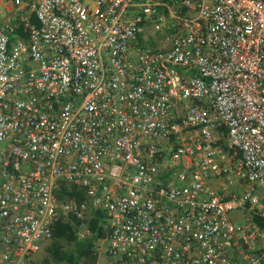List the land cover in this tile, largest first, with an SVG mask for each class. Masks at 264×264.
I'll use <instances>...</instances> for the list:
<instances>
[{"label":"built area","instance_id":"1","mask_svg":"<svg viewBox=\"0 0 264 264\" xmlns=\"http://www.w3.org/2000/svg\"><path fill=\"white\" fill-rule=\"evenodd\" d=\"M92 210L109 264H264V0H0V264Z\"/></svg>","mask_w":264,"mask_h":264},{"label":"trees","instance_id":"2","mask_svg":"<svg viewBox=\"0 0 264 264\" xmlns=\"http://www.w3.org/2000/svg\"><path fill=\"white\" fill-rule=\"evenodd\" d=\"M30 22L31 25L37 26L33 19ZM62 196L73 197L77 201H82L83 189L61 185L57 198L60 199ZM255 221L261 229H264L263 219H255ZM105 224L104 215L97 210H92L89 218L85 221L88 235L79 239L75 222L56 223L53 227L51 240L48 246L44 248L47 256L56 264H79L81 261L86 264H95L96 255L94 249L96 243L105 238ZM40 264H49V262L44 259Z\"/></svg>","mask_w":264,"mask_h":264},{"label":"rangeland","instance_id":"3","mask_svg":"<svg viewBox=\"0 0 264 264\" xmlns=\"http://www.w3.org/2000/svg\"><path fill=\"white\" fill-rule=\"evenodd\" d=\"M101 244V241H98L97 243H96V246H99ZM46 246H48V244L46 245ZM45 246V247H46ZM95 255H96V262H95V264H109L108 263V260L105 258V256L102 254V252H101V250L100 251H96V253H95ZM47 260L48 262H49V264H56V263H54L48 256H47V254H46V252H45V249L43 248L42 250H40L37 254H35L34 256H33V262H32V264H40V262L42 261V260ZM59 264H64V263H59ZM79 264H86L85 262H83V261H81Z\"/></svg>","mask_w":264,"mask_h":264}]
</instances>
